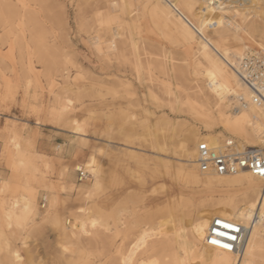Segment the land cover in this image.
Listing matches in <instances>:
<instances>
[{
    "label": "rangeland",
    "instance_id": "374dc122",
    "mask_svg": "<svg viewBox=\"0 0 264 264\" xmlns=\"http://www.w3.org/2000/svg\"><path fill=\"white\" fill-rule=\"evenodd\" d=\"M43 1L0 0V264H18L10 260L13 249L24 264H114L118 247L126 252L143 230L170 231L176 224L187 233L199 211L235 197L204 178L184 182L178 175L196 146L189 136L198 132L210 143L224 132L205 124L213 114L197 92L198 54L179 24L186 21L197 40L229 48L235 63L233 54L244 53L245 45L250 52L264 46V0H192L191 6L165 0L181 21L176 26L148 0H123L130 18L134 14L125 34L140 46L128 48L124 58L110 42L97 48L90 27L98 25L91 7L104 15L120 0ZM208 2L246 30L243 40L230 37L233 30L224 40L206 26L213 13L201 32L198 20ZM116 23L101 26L102 41ZM38 140L64 150L40 154ZM92 159L100 169L99 190L88 188L91 174L80 181L75 170L79 165L86 172ZM12 203L16 211L8 219ZM83 210L93 211L103 227L70 238L61 224L69 227ZM260 251L254 264H264V244ZM178 252L186 264H204L194 249ZM173 254L163 249L150 257L170 264Z\"/></svg>",
    "mask_w": 264,
    "mask_h": 264
},
{
    "label": "bare ground",
    "instance_id": "6f19581e",
    "mask_svg": "<svg viewBox=\"0 0 264 264\" xmlns=\"http://www.w3.org/2000/svg\"><path fill=\"white\" fill-rule=\"evenodd\" d=\"M18 1L21 3L23 0ZM120 1V5H116L115 3L108 4V8L104 14L105 16L103 15L104 12H100V10H96L95 7H91L89 12L93 13L92 18L93 20L96 18L98 25H90V27L92 28V32L95 35L92 39V42H94V45H97V48L102 47L103 44H108L110 42L111 46L113 47L119 46L120 51L118 50V57L124 58L126 57V53H128V48L132 50L136 47L138 49L140 46L138 47L139 44L135 42L130 32L125 34V31L130 26V21L133 20L132 18H134V14L132 18H130L131 13L129 10H126L128 4L123 0ZM148 1L155 6V10H159L160 15L163 19H165V21L172 22L175 24V26L181 22L174 20L176 16L174 17L175 14H172L169 7L170 5H167L165 0ZM186 2L188 6H191L193 4L192 2L194 1L187 0ZM3 5V8L5 7L9 10L11 9L6 4ZM207 8L208 11H205L203 14H201L198 20V26L202 33H204L203 27L206 24L205 17L208 13H213L211 14L212 16L210 15L207 17L208 22L206 26L218 33L224 40V35L230 30H233L235 33V35L232 36L229 35L230 33H227L230 37H234L239 41L243 40L242 35L246 34V30L239 23H237L234 18L227 19L226 13H224L225 11L222 9V7L214 2H208ZM10 11L13 13L12 10ZM125 15L129 17L127 18L128 21L125 20ZM123 17L125 18L123 19ZM139 17L137 19H139ZM109 21H117V27L115 26V28H111V30L109 29V37L102 41L104 37H102L101 32L105 30H102L101 26ZM108 24L110 25V23ZM246 25L247 23L245 26ZM179 26L182 28L181 31H183L186 35V41H188L192 49L195 48L197 51L196 54H198V56L195 57L194 63L198 75L201 77V79H199L200 84L197 86V92L202 95L207 106L210 108L213 114L212 117L205 119V124L210 130L213 129V126L219 125L224 131L220 132L216 137L208 138L207 140L210 142L209 145L211 147H222L223 145L219 144L222 143V138H225V140L228 141L234 140L236 143L239 142L237 147L241 148V150L257 148L261 146L262 150L264 151V107L252 104L248 109L233 111L231 108L233 96L239 94L240 92L248 100L251 96L248 89L240 83L235 72L233 71L232 66H234L237 61H233L235 63H231V50L229 48L217 46L212 42L197 40L195 36L197 34L186 23V21L179 24ZM103 34H105V32ZM200 36L202 37V35ZM245 50L250 52V46L245 45ZM251 53L264 55V46L257 43V50ZM242 55L243 53L239 51L238 54H233V57L240 58ZM225 133L229 134V136L227 137ZM189 137H191L196 146L193 151L186 154L188 159L187 166H189L191 169L188 170L187 168L189 167L184 166L178 168L179 171L177 170L181 181H195L199 183L204 178L206 183L211 188L226 192L234 191L237 192V194L233 198H224L223 200L219 201L218 205H216L214 208L203 209L199 211L194 220L191 222L190 231L187 233L183 227H178L176 224L171 226L170 231L167 229H159V231H153L154 229L143 230L137 242L133 244V246L130 245L126 252H122L121 247H118V257L115 258L114 264H158L157 262L151 261L150 254L163 249H169L174 253L170 264H186L181 259V256L178 252V250L182 247L186 250H196L198 256L201 258L204 264H254L255 259L257 258L256 255H259L258 252L263 248L264 244V180L253 177L248 172L222 177L202 174L199 171L198 165L196 163L197 146L198 143L202 141V139H200L198 132ZM245 145L247 148H245ZM75 170H84V167L78 165L75 167ZM85 171L87 172V178L88 174H91L93 179V182L88 186V188H90V190H97L101 185V183H99L100 169L98 165H96L94 159L90 160V162L85 165ZM196 173H199V175ZM72 185L74 186V184ZM15 208V203L9 205L7 210L8 219L14 215L16 211ZM83 211L84 212L81 216L74 218L73 223L69 227L61 224V230L66 235H69L70 238H75L78 235L88 233L89 228L92 229L99 225L101 226L99 220L95 218V215H93V211ZM217 217L237 222L244 228L243 240L238 251L229 253L220 249L209 247L204 243L207 230L209 229L212 221ZM9 255L11 261H14L18 264H24V256L19 251L15 249L10 250ZM262 263L264 262L262 261Z\"/></svg>",
    "mask_w": 264,
    "mask_h": 264
},
{
    "label": "built area",
    "instance_id": "2783aa9c",
    "mask_svg": "<svg viewBox=\"0 0 264 264\" xmlns=\"http://www.w3.org/2000/svg\"><path fill=\"white\" fill-rule=\"evenodd\" d=\"M232 68L251 95L249 100L241 92L233 96L232 110L248 109L252 104L264 107V55L246 51ZM223 143L222 147H211L205 140L198 143L196 163L202 174L222 177L248 172L253 177L264 180V151L260 147L241 150L234 140H225ZM78 173L80 181L87 178V173L83 170H78ZM46 201V198H42L43 208ZM243 233L244 228L237 222L217 217L207 230L204 243L233 253L239 250Z\"/></svg>",
    "mask_w": 264,
    "mask_h": 264
},
{
    "label": "crops",
    "instance_id": "0c3cea01",
    "mask_svg": "<svg viewBox=\"0 0 264 264\" xmlns=\"http://www.w3.org/2000/svg\"><path fill=\"white\" fill-rule=\"evenodd\" d=\"M36 148L40 154H44L47 156H53L57 154V151L64 150L63 144L57 143L56 141H46V140H38L36 144ZM59 155V154H58ZM63 156V153L60 154Z\"/></svg>",
    "mask_w": 264,
    "mask_h": 264
},
{
    "label": "snow or ice",
    "instance_id": "6c2138e0",
    "mask_svg": "<svg viewBox=\"0 0 264 264\" xmlns=\"http://www.w3.org/2000/svg\"><path fill=\"white\" fill-rule=\"evenodd\" d=\"M225 247H227V246H225Z\"/></svg>",
    "mask_w": 264,
    "mask_h": 264
}]
</instances>
